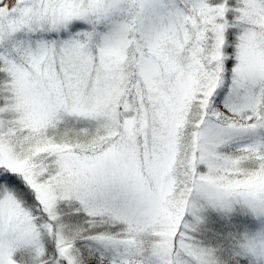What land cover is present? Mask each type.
Segmentation results:
<instances>
[{"label":"snow or ice","instance_id":"obj_1","mask_svg":"<svg viewBox=\"0 0 264 264\" xmlns=\"http://www.w3.org/2000/svg\"><path fill=\"white\" fill-rule=\"evenodd\" d=\"M0 264H264V0H0Z\"/></svg>","mask_w":264,"mask_h":264}]
</instances>
